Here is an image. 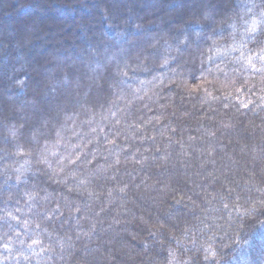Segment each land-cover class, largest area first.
I'll use <instances>...</instances> for the list:
<instances>
[{"label":"trees","instance_id":"trees-1","mask_svg":"<svg viewBox=\"0 0 264 264\" xmlns=\"http://www.w3.org/2000/svg\"><path fill=\"white\" fill-rule=\"evenodd\" d=\"M27 1L0 0V264H264V0H41L72 19L47 57Z\"/></svg>","mask_w":264,"mask_h":264},{"label":"rangeland","instance_id":"rangeland-1","mask_svg":"<svg viewBox=\"0 0 264 264\" xmlns=\"http://www.w3.org/2000/svg\"><path fill=\"white\" fill-rule=\"evenodd\" d=\"M21 1V0H20ZM23 1H25V0H23ZM86 1V0H85ZM87 1H90V0H87ZM99 3L97 4L98 5V7H100V6H103V2L101 1V0H97ZM110 1V0H109ZM112 1V0H111ZM123 1V0H122ZM144 1V3L146 4H149L150 6H154L153 7V9H155L156 8V10L157 9H159V7H161L160 6V3H161V0H143ZM175 0H169V1H167V2H169V6L171 7L172 6V2H174ZM184 1H186V4H191V2H190V0H181L180 2H184ZM28 3H31V5L28 7L29 8V11H27L26 12V15H28L29 13H30V15H36V13H37V17L35 18L34 17V19H33V21H32V27H37L39 30H38V36H37V43H35L34 45H33V47L34 48H40V49H43L44 51H46L47 52V50H48V45H49V43L50 42H52V40L55 42V41H58V36H54V37H56L55 38V40L52 38L53 37V35H52V32L50 31L51 30V27L52 26H50L51 25V22L53 23V21H56V19H58L59 18V20H60V23L62 24V26H66V25H70L71 24V22H72V19H71V14H70V16L68 17V15H60L59 13L57 14V15H55L54 14V12H53V9H52V6H51V4L50 3H48V2H46V1H41V0H30V1H27ZM125 2V1H124ZM133 2V1H132ZM131 2V3H132ZM180 2H179V4H180ZM128 5L130 6V4L128 3ZM132 6V5H131ZM130 6V7H131ZM90 6H89V10H90ZM10 9V8H9ZM67 11H70V12H72V9L71 8H69V7H67ZM73 10H76V17H75V20L78 22L77 24L79 25V26H81V27H79V29H80V34H79V36H74L75 38H77V39H79L81 36H83V34L86 36V37H88L90 34H89V31H88V22H89V20L87 19V12H85L84 10L82 11V12H80V9L77 7V8H75V9H73ZM249 10H251L252 12H253V10H252V8H250L249 7ZM91 11V10H90ZM13 13H14V11H13ZM63 13H65V12H63ZM25 14V13H24ZM45 16H48V18L46 19V17ZM260 16H263V15H260ZM10 19V18H9ZM261 20H264V16H263V18L261 19ZM13 23H15L14 21H13ZM13 23H12V20H11V24L13 25ZM10 25V24H9ZM252 26H253V24H252ZM217 29V28H216ZM219 30V29H218ZM81 35V36H80ZM45 37H47V38H45ZM84 37V36H83ZM151 37V34H149L148 32H145L144 33V35L141 37V39H149ZM48 38H51L52 40H50V41H48ZM60 38V37H59ZM61 39V38H60ZM157 50H151V54H153V53H155V54H157L158 52H156ZM160 53V52H159ZM46 54V53H45ZM48 54H49V52H47V55H46V57L48 56ZM260 55H261V53H260ZM252 56H254V55H252ZM255 57V56H254ZM251 59V58H250ZM252 60V59H251ZM77 70H79L80 72H82L83 71V68H82V65L81 66H79V65H77ZM75 78L74 77H72L71 78V80H68L67 81V83H69L70 84V82L71 81H73ZM62 82H63V84H65L66 82L64 81V80H61ZM48 84H46L45 85V87L43 88V91H42V93H44L43 95H45V93L47 92L46 91V89H48V91H50V93H52V92H54V90L51 88V83H53L54 82V80L52 79H49L48 78ZM112 82L110 81V82H108V89H109V91L110 92H112L113 90H114V88H113V86L112 85H110ZM59 84V81H57V82H55V85H58ZM66 85V87H67V84H65ZM69 86V85H68ZM1 91V90H0ZM57 91V90H56ZM55 91V92H56ZM76 93V90L74 91V93L73 92H71L70 94H71V97L70 98H68L67 99V104L66 105H68V104H74L75 102H77V98H75L77 95L75 94ZM108 93L109 92H106L105 91V95H103V93L101 92L100 94H99V96H100V100H102V98H105V97H107L108 96ZM0 95H1V93H0ZM54 94H51V96H53ZM1 97V96H0ZM67 98V97H66ZM93 103H95V102H93ZM100 103H98V105H99ZM56 105V101L54 102V100L53 99H51V104H50V107L48 106V108H51L52 106H55ZM97 105V104H96ZM47 108V109H48ZM248 254H245V255H243L241 258H239V262L237 263V264H248V262H249V258H248V256H247ZM234 262V264H236V260H234L233 261Z\"/></svg>","mask_w":264,"mask_h":264}]
</instances>
